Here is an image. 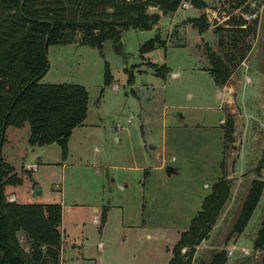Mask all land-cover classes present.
I'll return each mask as SVG.
<instances>
[{"label": "rangeland", "instance_id": "374dc122", "mask_svg": "<svg viewBox=\"0 0 264 264\" xmlns=\"http://www.w3.org/2000/svg\"><path fill=\"white\" fill-rule=\"evenodd\" d=\"M246 2L259 17L257 33L223 88L207 71L203 43L219 51L213 26H223L233 10L225 0H207L198 10L211 23L201 34L187 22L198 12L179 7L151 29H124L117 44L104 42L102 53L87 45L48 47L41 81L83 85L86 118L71 132L65 161L56 143L30 146L28 124L7 127L5 139L16 137L4 141L2 156L22 178L19 186H5L7 199L62 206V264H168L219 180L228 182L229 196L192 264H206L224 247L233 249L226 264H260L262 252L253 243L264 219V188L243 233L229 236L260 163L264 182V0ZM156 33L165 45L140 53ZM150 63L158 71L164 66V75ZM227 114L234 121L228 143L222 129ZM31 164L35 172L25 169ZM166 167L176 172L167 175ZM103 206L104 223L93 212Z\"/></svg>", "mask_w": 264, "mask_h": 264}, {"label": "trees", "instance_id": "16d2710c", "mask_svg": "<svg viewBox=\"0 0 264 264\" xmlns=\"http://www.w3.org/2000/svg\"><path fill=\"white\" fill-rule=\"evenodd\" d=\"M182 1L0 0V132L3 122L5 130L28 124L30 146L56 143L61 148L62 160H65L71 132L86 118L88 91L78 83L41 81L48 70L44 49L46 36L47 49L50 45H87L102 53L104 42L111 40L117 44L124 29L153 28L159 16L149 12L150 6L167 14L176 11ZM186 1L197 9L207 7L205 0ZM246 1L225 0L232 4L233 10L228 12L223 26H213L219 51L204 43L205 57L209 62L207 71L219 87L228 83L244 61L257 33L259 17ZM236 10L240 13L234 14ZM246 13L252 16L251 20L244 16ZM187 22L199 32L211 27L206 12L188 18ZM164 45L165 41L156 33L139 47V52ZM150 64L157 74L164 75V66L158 71L155 64ZM111 79L107 69L105 83ZM225 116L222 129L224 141L228 143L233 141L234 121L231 115ZM5 130L0 146V264H61V206L19 204L7 199L5 186H19L22 178L2 157ZM262 167L260 163L255 169L257 176L250 184L230 237L243 233L261 198L264 182L258 174ZM228 196L226 180L213 184L200 211L173 246L168 264H192L196 247L207 239ZM105 211L100 214L102 223ZM19 235L23 237L25 248L19 242ZM224 248L214 251L206 264H226L228 259ZM183 249H186L184 253ZM253 249L262 252L260 264H264V219Z\"/></svg>", "mask_w": 264, "mask_h": 264}, {"label": "crops", "instance_id": "0c3cea01", "mask_svg": "<svg viewBox=\"0 0 264 264\" xmlns=\"http://www.w3.org/2000/svg\"><path fill=\"white\" fill-rule=\"evenodd\" d=\"M186 1V0H185ZM206 1V3H207V0H205ZM187 3H188V1H187ZM190 4V3H189ZM191 6V5H190ZM150 7H154V6H150ZM179 7H182L181 5L179 6ZM178 7V8H179ZM157 8V7H156ZM177 8V9H178ZM182 8H184V9H187V8H191V9H193V11H195V12H198V13H196V15L194 16V17H197V16H199L200 15V13H199V11L198 10H200V9H197V8H194V7H182ZM158 9V8H157ZM150 12V11H149ZM159 12L160 13H157V15L160 17V15H162L163 13L159 10ZM205 12V11H204ZM150 13H154V12H150ZM173 13V15L176 13V11H174V12H172ZM172 13H169V14H172ZM193 28V27H192ZM195 29V28H194ZM199 32V31H198ZM199 34H201V32H199ZM204 43H206L205 41H204ZM203 43V44H204ZM208 44V43H207ZM209 45V44H208ZM47 51H48V49H47ZM209 66V65H208ZM47 72H48V70H47ZM46 72V73H47ZM45 73V74H46ZM226 86V84L223 86V87H225ZM223 87H220V88H223ZM16 137V135L14 134V137H11L10 139L8 138V139H5V141L7 142H11V139H14ZM70 138V137H69ZM3 147V146H2ZM3 157V159H5V161L7 162V158L5 157V156H2ZM24 160H26V158H24ZM66 160V159H65ZM65 160H63V161H65ZM8 163V162H7ZM63 166H64V164H63ZM143 169H144V171H145V168L143 167ZM176 170V169H175ZM173 174V173H172ZM10 198H12L13 200V202H16V203H19V204H26V203H24V202H18L17 200H16V198L14 197V196H12V195H9L8 196V199H10ZM61 206V205H60ZM61 208H62V206H61ZM101 208V207H100ZM103 210H105V207L103 206L101 209H99V208H94V210H93V212L95 213V214H101L102 213V211ZM94 217H96V215L94 216ZM61 253H62V248H61ZM61 264H62V261H61Z\"/></svg>", "mask_w": 264, "mask_h": 264}, {"label": "built area", "instance_id": "2783aa9c", "mask_svg": "<svg viewBox=\"0 0 264 264\" xmlns=\"http://www.w3.org/2000/svg\"><path fill=\"white\" fill-rule=\"evenodd\" d=\"M181 6L182 7H187L188 6V3H187V1H185V0H183L182 1V3H181ZM25 169L27 170V171H29V172H35L38 168H37V165L36 164H31V165H26L25 166ZM10 202H13L12 200V198H10V199H8ZM242 251V253L244 254V255H248V250H246V249H242L241 250ZM227 255L228 256H232L233 255V249H230V250H227Z\"/></svg>", "mask_w": 264, "mask_h": 264}, {"label": "water", "instance_id": "95a60500", "mask_svg": "<svg viewBox=\"0 0 264 264\" xmlns=\"http://www.w3.org/2000/svg\"><path fill=\"white\" fill-rule=\"evenodd\" d=\"M47 40H48V36H46L45 42H44V49H45V52H46L45 55H46V59L48 61V58H47ZM4 130H5V125H4V122H3L2 130L0 132V146H1V143H2V138H3ZM175 172H176V170L174 168H172V167H166V173H167V175H171L172 173H175Z\"/></svg>", "mask_w": 264, "mask_h": 264}]
</instances>
